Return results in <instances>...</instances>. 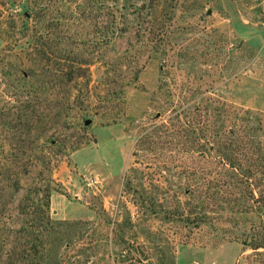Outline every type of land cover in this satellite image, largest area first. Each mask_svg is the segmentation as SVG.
Listing matches in <instances>:
<instances>
[{"label":"rangeland","instance_id":"1","mask_svg":"<svg viewBox=\"0 0 264 264\" xmlns=\"http://www.w3.org/2000/svg\"><path fill=\"white\" fill-rule=\"evenodd\" d=\"M57 60L75 74L51 77ZM220 103L264 121V0H0V176L20 180L4 198L41 185L31 199L67 223L24 259L14 241L18 264H264L263 212L207 208L201 180L184 210L174 197L183 115Z\"/></svg>","mask_w":264,"mask_h":264},{"label":"trees","instance_id":"2","mask_svg":"<svg viewBox=\"0 0 264 264\" xmlns=\"http://www.w3.org/2000/svg\"><path fill=\"white\" fill-rule=\"evenodd\" d=\"M51 53L56 54L53 49ZM60 61L57 60L56 64L49 69L48 73L51 77L75 74L72 71L74 68L68 71ZM72 77L73 79H71L74 80V75ZM10 98L15 100L17 95ZM258 116L252 110L234 107L227 103H220L217 108H196L193 113L190 111L184 113L185 121L182 120L183 124L177 130L179 133L175 139L182 137L184 138L182 141L192 145L187 150H181L190 155L189 161L192 166L183 168L178 174V177L187 180L186 187L177 186L184 191L183 196H174L179 207L184 210L185 203L182 198L188 199L187 201L192 203L197 199L196 191L191 188V181L201 180L203 186L200 187L205 190V200H199L200 204H206L207 208L212 205L217 208L216 211L225 212L228 210L231 216L251 212H263L264 215V121H261ZM179 117L181 118L182 115L179 114ZM168 128H171V125L163 123L158 126V131L163 132L162 129H164V133L167 134L166 139L169 140L171 131ZM184 132L188 134L185 135ZM147 140H149V136L140 142L141 145H144ZM172 141L174 140L166 142L170 145ZM197 149L199 152L195 155L194 152ZM11 173L7 172L6 176H0L2 185L0 186V243L2 244L0 264H18L20 257V259H24L27 256L29 247L27 248L26 237L28 235L34 234L41 239L45 236L60 234L61 228L67 225L65 222L54 223L48 218L49 205L47 202L37 205L31 199L30 195L37 197L42 191L41 185L29 189L28 197L20 200L18 206H14L12 199L6 201L4 198L6 192L19 193L16 186L20 184V180L18 177L10 176ZM11 188L16 189L10 190ZM129 189L131 190V188ZM42 198L48 200V194ZM201 208L206 207L201 206ZM6 215L12 218H6ZM22 216L27 218V222L17 229L13 226L12 220L14 217L21 218ZM174 217L179 222L188 223L191 221V217L186 212L181 214L179 210L176 211ZM204 217L207 223L214 225L222 224L225 219ZM10 219L12 220L10 221ZM225 223L238 225L240 220L230 217L225 220ZM14 241H20L19 258H17L18 247L14 245ZM46 245L42 243L37 248L45 252ZM259 249L257 248L256 251ZM40 250L37 249V252L39 253ZM119 257L120 263H126L129 259L128 251H122ZM136 262L138 264H153L151 262L143 263L142 260Z\"/></svg>","mask_w":264,"mask_h":264}]
</instances>
